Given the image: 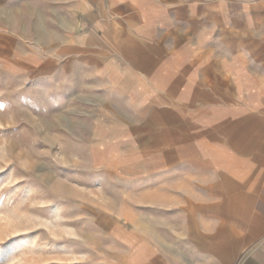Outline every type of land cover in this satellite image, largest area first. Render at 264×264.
<instances>
[{
  "label": "crops",
  "instance_id": "obj_1",
  "mask_svg": "<svg viewBox=\"0 0 264 264\" xmlns=\"http://www.w3.org/2000/svg\"><path fill=\"white\" fill-rule=\"evenodd\" d=\"M0 5L20 68L120 125L101 139L122 141L117 214L132 210L143 237L133 264H264V0Z\"/></svg>",
  "mask_w": 264,
  "mask_h": 264
},
{
  "label": "rangeland",
  "instance_id": "obj_2",
  "mask_svg": "<svg viewBox=\"0 0 264 264\" xmlns=\"http://www.w3.org/2000/svg\"><path fill=\"white\" fill-rule=\"evenodd\" d=\"M13 47L0 33V264H133L143 237L132 210L117 214L122 141L101 139L120 125L100 100L27 74Z\"/></svg>",
  "mask_w": 264,
  "mask_h": 264
}]
</instances>
